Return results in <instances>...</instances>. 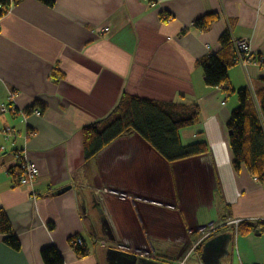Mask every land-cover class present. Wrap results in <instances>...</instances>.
<instances>
[{"label": "crops", "instance_id": "crops-1", "mask_svg": "<svg viewBox=\"0 0 264 264\" xmlns=\"http://www.w3.org/2000/svg\"><path fill=\"white\" fill-rule=\"evenodd\" d=\"M53 2L22 0L0 19V106L16 109L0 115V210L20 246L13 250L0 233V264H44L41 251L51 246L64 264H111L114 249L137 264H203L202 248L213 239L226 241L220 264H264V233L240 236L231 224L264 218V184L233 165L227 122L238 97L207 87L196 66L223 50L226 30L247 39L252 62L232 66L228 80L258 106L264 0ZM208 13L220 19L206 31L191 29ZM123 93L197 106L199 122L182 128L180 140L206 143L207 153L168 163L130 134L86 160L83 128L107 116ZM36 102L41 114L25 115ZM6 127L19 136L6 139ZM16 153L38 170L30 187L14 186ZM76 236L88 250L82 258L70 246Z\"/></svg>", "mask_w": 264, "mask_h": 264}, {"label": "trees", "instance_id": "trees-1", "mask_svg": "<svg viewBox=\"0 0 264 264\" xmlns=\"http://www.w3.org/2000/svg\"><path fill=\"white\" fill-rule=\"evenodd\" d=\"M22 0H0V17H3L12 5ZM47 6L53 0H37ZM166 17L165 20H169ZM217 13H208L197 18L191 25L195 31H206L218 21ZM189 29L183 30L182 34ZM223 50L216 55H209L196 61V66L203 70V80L207 87L221 88L228 96L236 94L239 105L231 112L227 122L230 147L234 156L233 165L239 170L244 164L250 175L264 184V79L263 87L256 92L255 105L248 89L233 90L229 85L228 70L237 64V53L229 30L219 39ZM252 59V56H251ZM255 62L264 66V56H257ZM57 68L52 72L57 78ZM43 106L36 102L24 110L30 115L36 110L41 112ZM40 108V109H37ZM197 106L177 105L142 99L123 93L112 111L102 119L85 126L82 130L84 139V156L86 160L94 158L100 151L116 139L136 134L148 143L164 160L174 163L207 153L206 143L197 142L182 145L179 132L199 122ZM10 174L15 178L21 174V167H13ZM264 233V223L245 221L238 225L237 234ZM0 233L5 235L4 243L13 250H19V242L12 233L5 213L0 210ZM78 258L86 256L85 243L73 249ZM44 264H64L57 249L53 246L41 251Z\"/></svg>", "mask_w": 264, "mask_h": 264}, {"label": "built area", "instance_id": "built-area-1", "mask_svg": "<svg viewBox=\"0 0 264 264\" xmlns=\"http://www.w3.org/2000/svg\"><path fill=\"white\" fill-rule=\"evenodd\" d=\"M1 9L2 7L0 6V10ZM1 18L2 17H0V19ZM108 31H109L108 27L103 29V32H108ZM232 42L235 46L236 53H237V64L241 66H247L248 64H250L252 62V59H251V54L249 51L247 39H240V40L232 39ZM13 96L14 95L11 94L8 100L12 101ZM15 111L16 109L12 103H4L0 106V115L8 113V112H15ZM33 113L37 115L41 114L39 110H36ZM2 133L4 134L6 139H10V138L16 139L19 136L18 131L12 127L4 128L2 130ZM15 158L20 163L21 174L19 177L15 178L14 186H27V187L32 186L38 175L37 168L31 162L27 160H23L22 155H20L19 153L15 154ZM32 198L35 199L36 196H32ZM258 221L264 223V218L259 219ZM242 222H245V220H234L231 222V224L234 225L236 234H237L238 225ZM214 230H215V226L211 225L208 229V233L206 234L204 238H207ZM82 245H83V239L81 237L76 236L70 239V246L73 249L79 246H82ZM180 264H184V262H181Z\"/></svg>", "mask_w": 264, "mask_h": 264}, {"label": "water", "instance_id": "water-1", "mask_svg": "<svg viewBox=\"0 0 264 264\" xmlns=\"http://www.w3.org/2000/svg\"><path fill=\"white\" fill-rule=\"evenodd\" d=\"M72 188V186H66L63 187L55 192L56 195H61L67 191H69ZM85 209V208H84ZM89 221L91 224L94 223V220L90 216ZM101 224H104L105 228H109V224L105 220H101ZM257 235H260L259 232H255ZM226 241L220 240V239H213L211 241H208L202 248V262L203 264H220V256H219V250L222 249V244H225ZM110 261L111 264H137L139 260H136V258L128 255L127 253H124L119 250H111L110 252Z\"/></svg>", "mask_w": 264, "mask_h": 264}]
</instances>
